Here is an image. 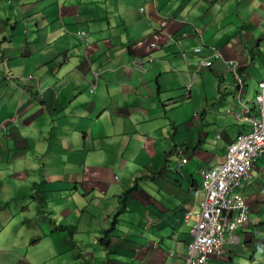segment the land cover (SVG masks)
Instances as JSON below:
<instances>
[{
    "label": "crops",
    "instance_id": "obj_1",
    "mask_svg": "<svg viewBox=\"0 0 264 264\" xmlns=\"http://www.w3.org/2000/svg\"><path fill=\"white\" fill-rule=\"evenodd\" d=\"M263 78L264 0H0V264H182ZM241 191L243 246L208 264H264V155Z\"/></svg>",
    "mask_w": 264,
    "mask_h": 264
},
{
    "label": "built area",
    "instance_id": "obj_2",
    "mask_svg": "<svg viewBox=\"0 0 264 264\" xmlns=\"http://www.w3.org/2000/svg\"><path fill=\"white\" fill-rule=\"evenodd\" d=\"M155 45V42L150 44L151 47ZM193 51L200 52L201 49L194 48ZM180 53L183 58L187 55L183 49H180ZM211 56L217 58L221 54L213 47ZM146 61L150 62L152 58L136 57L133 60L134 67L143 71V63ZM211 63L210 58L198 60L188 74L185 84L187 90L191 88L194 74L209 67ZM225 64L234 74L238 89H241L243 80L237 73V62L226 60ZM91 73L90 91L93 92L96 89L98 72L91 70ZM7 78L12 81V76ZM257 87L253 100L255 113L245 117L250 122V130L237 135L227 145L224 160L202 171L200 183L191 189L198 209L192 214L195 222L190 229L192 238L187 245L183 264H208L210 256L220 257L226 248L240 244L236 230L249 219V207L241 191L242 182L250 176L254 163L264 155V78L258 82ZM185 162L186 159H182V163Z\"/></svg>",
    "mask_w": 264,
    "mask_h": 264
},
{
    "label": "rangeland",
    "instance_id": "obj_3",
    "mask_svg": "<svg viewBox=\"0 0 264 264\" xmlns=\"http://www.w3.org/2000/svg\"><path fill=\"white\" fill-rule=\"evenodd\" d=\"M11 75V74H8ZM8 75L5 76V82H9L8 80ZM245 76H247L246 73H244ZM253 88V87H252ZM243 94H246V97L244 98V101H249L250 99H252L254 97V93L252 94V90L250 89V86L247 85V87L243 90ZM111 225V224H110ZM116 225V224H115ZM117 228V225L115 227V229ZM114 230V228L111 229V231Z\"/></svg>",
    "mask_w": 264,
    "mask_h": 264
},
{
    "label": "trees",
    "instance_id": "obj_4",
    "mask_svg": "<svg viewBox=\"0 0 264 264\" xmlns=\"http://www.w3.org/2000/svg\"><path fill=\"white\" fill-rule=\"evenodd\" d=\"M111 229L112 228H108L107 229V232L109 231H111ZM73 230H74V228H70L69 229V233L71 234L70 235V238H72L71 236H72V232H73ZM104 246H105V248H106V250H107V256H109V255H112L113 253H114V251H113V249L111 248V243H110V239L108 238V239H106V236H105V242H104V244H103ZM113 251V252H112ZM112 252V253H111ZM109 253V254H108Z\"/></svg>",
    "mask_w": 264,
    "mask_h": 264
},
{
    "label": "clouds",
    "instance_id": "obj_5",
    "mask_svg": "<svg viewBox=\"0 0 264 264\" xmlns=\"http://www.w3.org/2000/svg\"><path fill=\"white\" fill-rule=\"evenodd\" d=\"M141 9H143V8H141ZM137 58H140V59H144V58H146V57H148V56H145V57H143V58H141V57H138V56H136ZM135 57V58H136ZM149 57H151V56H149ZM134 58V59H135ZM152 58V61H153V57H151ZM133 59V60H134ZM133 60H132V64H133ZM152 61H150V62H152ZM146 62H149V61H146ZM146 62H144V63H146ZM144 63H143V69H144ZM133 66H134V64H133ZM135 68V67H134ZM137 70V69H136ZM139 71V70H138ZM145 71V69L143 70V71H140V72H144ZM8 76H12V81H9V83H12V84H14V82L15 83H17L16 81L17 80H19V76L18 75H14V74H11V75H8ZM32 77V76H31ZM97 87V86H96ZM237 231V230H236ZM191 238H192V236H191ZM190 242V241H189ZM188 242V243H189ZM188 243H187V245H188ZM241 246H243V244L241 245ZM186 249H187V246H186ZM185 257H186V254H185ZM185 257H184V260H185ZM184 263V262H183ZM182 263V264H183Z\"/></svg>",
    "mask_w": 264,
    "mask_h": 264
},
{
    "label": "bare ground",
    "instance_id": "obj_6",
    "mask_svg": "<svg viewBox=\"0 0 264 264\" xmlns=\"http://www.w3.org/2000/svg\"><path fill=\"white\" fill-rule=\"evenodd\" d=\"M243 80V79H242ZM244 81V80H243Z\"/></svg>",
    "mask_w": 264,
    "mask_h": 264
}]
</instances>
